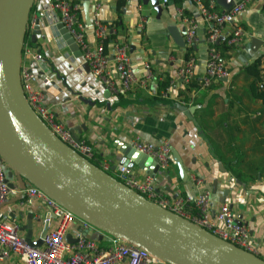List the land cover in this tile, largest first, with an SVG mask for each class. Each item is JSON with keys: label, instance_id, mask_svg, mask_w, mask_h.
Listing matches in <instances>:
<instances>
[{"label": "crops", "instance_id": "1", "mask_svg": "<svg viewBox=\"0 0 264 264\" xmlns=\"http://www.w3.org/2000/svg\"><path fill=\"white\" fill-rule=\"evenodd\" d=\"M76 1L80 3L83 20L90 24L95 12L92 0L89 20L84 0ZM119 1L102 0L98 10L102 22L123 25L113 30L115 36L108 39L107 50L112 53L113 44L117 42L128 45L137 75L147 74L145 65L148 64L157 76L171 78L174 84L170 97L157 100V92L134 90L122 96L123 102H118L121 95L112 104L106 102L107 89L84 68L83 57H76L63 37H53L43 24L38 42L54 80L45 88L47 104L60 121L92 147L96 160H108L113 175L122 157L117 146H132L134 136L156 146L168 141L182 157L189 177L186 182L182 181L178 166L172 161L167 170L172 181L159 170L155 179L157 189L171 197L190 199L210 191L211 215L228 204L236 219L248 225L258 255L264 259V104L254 96L252 88L260 82L246 71L249 64L264 55V0H258L238 18L246 31L242 45L228 46V50L221 52L229 66L230 77L209 88L198 85L186 97L179 95L187 87L180 79L179 67L187 58L194 57V81L199 84L206 71L209 52L204 41L205 23L201 20L198 24L202 42L192 46L185 44L186 25L179 10L198 19L196 5L191 0H183L181 6L175 0L167 3L160 0L162 12L158 14L151 1L126 0L122 6ZM141 15L147 16L142 27L139 26ZM254 37L262 41L257 47L252 41ZM88 38L95 41L91 27ZM36 84L42 85L39 78ZM134 171L141 177L147 175L136 168ZM193 176L202 179V184L197 185ZM10 180L17 183L16 178ZM214 181H217L216 187ZM229 189L233 191L226 197L224 191ZM22 202L23 198H10L0 207V218L18 223L24 237L27 232L24 227L32 219L33 241H39L48 223V207L40 200L31 205ZM51 217L49 227L56 226L57 220ZM74 229L82 230L81 223H74L71 230ZM11 259L14 264H24L17 256L0 259V264H10Z\"/></svg>", "mask_w": 264, "mask_h": 264}, {"label": "built area", "instance_id": "2", "mask_svg": "<svg viewBox=\"0 0 264 264\" xmlns=\"http://www.w3.org/2000/svg\"><path fill=\"white\" fill-rule=\"evenodd\" d=\"M101 1L92 0L95 12L92 21L87 25L81 16L80 3L76 0H35L28 22V40L25 41L22 51L20 78L27 101L52 132L78 153L89 160L92 159L102 170L111 172L108 160H96L92 147L85 140L77 139L73 132L58 119L53 108L47 104L45 88L51 86L54 80L51 77V69L46 61L43 47L38 42V34L36 41L31 39L34 29L39 25L41 31L43 24L50 30L53 37L60 39L62 35L58 24H62L79 46L84 62L88 64L92 75L107 89L109 95L104 100L108 103L112 104L118 95H128L134 90L157 92L159 82L164 78L154 74L148 64L145 65L147 74L137 75L128 45L117 42L113 44L112 53L107 50L106 43L113 29L98 17ZM191 1L197 7L198 19L179 10L181 20L186 25L184 40L187 46L202 42L203 37L200 35L198 21L205 23L204 41L208 44L209 52L206 71L200 84L202 88H209L213 83L227 79L231 75L229 66L215 44L222 38L226 40L229 47L242 45L246 31L238 18L258 0H240L229 9L218 5L216 0ZM167 2L168 0H163V3ZM139 8L141 10L142 6ZM146 22L147 16L141 15L139 26L142 27ZM90 27L93 29L94 42L88 38ZM260 58L261 74L264 75V55ZM195 68L194 57L187 58L181 64L178 74L183 85L188 86L195 79ZM37 78L41 80V86L36 84ZM173 84L174 82L171 81L166 90L161 92V97H170ZM132 146L156 158L159 170L167 171L173 161L172 148L168 141H163L156 146L134 136ZM134 169L119 164L113 176L148 201L192 221L240 249L259 256L252 242L248 225L237 221L228 204H224L214 216L211 215L210 191H205L194 199L183 196L171 197L157 189L155 177L149 175L141 177L135 173ZM192 179L197 185L202 184V179L195 176ZM23 195L22 203L24 204L31 205L37 200L44 203L49 211L48 224L51 223V216H54L57 226L49 227L48 234L40 247H33L19 232L18 223H9L0 218L1 260L17 256L24 264H163L146 250L122 238L106 234L79 219L36 186L28 185L25 189L21 188L8 178L7 165L0 155V207L10 198ZM77 221L81 223L82 230L72 231V225ZM85 231H93L96 234L87 235ZM67 235H71L75 241L68 242ZM99 235H103V238L99 239ZM105 240L107 245H104Z\"/></svg>", "mask_w": 264, "mask_h": 264}, {"label": "water", "instance_id": "3", "mask_svg": "<svg viewBox=\"0 0 264 264\" xmlns=\"http://www.w3.org/2000/svg\"><path fill=\"white\" fill-rule=\"evenodd\" d=\"M144 1H151L161 14L160 0ZM216 1L225 9L235 3L234 0ZM34 4L35 0H0V155L9 168L8 178H16L23 189L36 186L79 219L146 250L163 264H264L261 257L148 201L60 140L40 119L26 99L20 78L22 51ZM83 6L89 20L90 0H84ZM58 28L70 50L81 57V50L71 35L62 24ZM39 32L38 25L31 36L33 41ZM252 41L255 47L262 42L255 37ZM84 68L89 69L87 63ZM72 132L78 139L75 131ZM117 147L122 153L120 164L156 178L159 173L156 158L128 144ZM172 160L178 166L181 180L186 182L189 175L175 149H172ZM161 172L172 181L167 171ZM232 191H224L226 197ZM24 229L27 243L40 247L49 225L45 224L39 241H33L32 219ZM98 238L102 239L103 235ZM66 240L73 242L75 238L67 235Z\"/></svg>", "mask_w": 264, "mask_h": 264}, {"label": "trees", "instance_id": "4", "mask_svg": "<svg viewBox=\"0 0 264 264\" xmlns=\"http://www.w3.org/2000/svg\"><path fill=\"white\" fill-rule=\"evenodd\" d=\"M204 1L205 2H208L209 0H204ZM182 2H183V0H175V3H177V5H180V6H181V3ZM125 3H126V0H120L119 1V6H122ZM109 26L111 27V29H113L115 31H116V29L118 27H123V25H120L118 22L109 23ZM28 33H29V28H27L26 41L28 40V35H29ZM114 36H115L114 31L113 32L111 31V34L109 36V39L110 38H114ZM215 47L220 52H223L224 50H228L229 49L226 40L221 41L220 43H216L215 44ZM260 65H261V58L258 57L253 63L249 64L246 67V71H247V73L249 75L253 76L255 80H257V81L260 82V85L259 86H256L254 84L252 86V88H253L254 96L257 99H260L263 102V104H264V75L261 74ZM170 80H171V78L168 76V77H165L162 81L159 82L158 90H157V95L155 96V99H157V100H161L162 99L161 92L164 91V90H166V88L170 85ZM198 85L201 86L200 82L198 84V82H196V80L195 81L194 80L191 81V83L186 87V90L185 91H182V92H179V95L181 94L182 96L186 97L185 95L189 94L190 91L192 90V88H196ZM118 98H119L118 99V102L125 101V99H123L122 95L119 96ZM90 161L93 162L94 164H96L92 159Z\"/></svg>", "mask_w": 264, "mask_h": 264}, {"label": "rangeland", "instance_id": "5", "mask_svg": "<svg viewBox=\"0 0 264 264\" xmlns=\"http://www.w3.org/2000/svg\"><path fill=\"white\" fill-rule=\"evenodd\" d=\"M115 176H116V175H115ZM56 226H57V225H56ZM56 226H53V227L51 226V228H55ZM107 244H108V243H107L106 240H105L104 245H107ZM11 263H13V259L10 260V264H11ZM13 264H14V263H13Z\"/></svg>", "mask_w": 264, "mask_h": 264}]
</instances>
